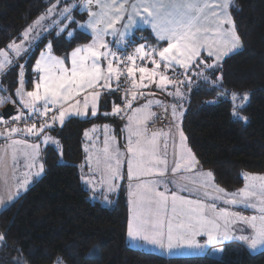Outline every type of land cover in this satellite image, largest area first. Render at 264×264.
<instances>
[{"label": "snow or ice", "instance_id": "6c2138e0", "mask_svg": "<svg viewBox=\"0 0 264 264\" xmlns=\"http://www.w3.org/2000/svg\"><path fill=\"white\" fill-rule=\"evenodd\" d=\"M231 6L232 0H80L79 10L88 15V20L80 24L72 15L73 9L77 8L76 0L70 3L68 0H54L46 12L22 32L21 43L10 42L8 48L15 56L19 58L22 53L28 54L32 40L39 36L36 31L38 27L45 30L53 28L57 37L67 36L68 42L72 43L76 34L69 25L75 24L90 34L91 42L76 46L65 57L53 54V43L47 44L46 50L41 51L35 61L34 90L23 92L17 89L15 95L18 100L0 95V106L6 102L22 106L12 120L25 124L24 128L12 127L6 135L0 133V136L10 139L13 146L23 145L30 149L23 155L28 160V169H32L37 167L40 143L51 142L59 148V141L49 135H43L41 139L42 133L52 130L57 122L63 126L66 119L71 117L86 120L89 116H97L102 94L98 89L106 90L109 95L114 94L121 87L123 76V83L129 86L124 89V104L132 109V102L138 96H143L142 92L135 90L155 84L172 97L165 112L170 107L182 149L180 158H174L173 166L169 169L167 140L164 142L163 154H160L158 144L159 137L167 138L169 134L162 131L153 132L150 136L147 134V122L155 116L151 111L153 103L149 101L147 105L134 109L127 117L128 125L122 129L128 132L126 153H122L119 147L112 148L106 136L103 148L95 154L96 167L93 169L89 165V172L93 175L86 183H93L95 174L99 173V182L107 186L106 190L116 192L120 185L114 181L123 178L121 167L126 157L127 179L138 181L134 191L129 186L132 199L129 201L126 236L133 242L140 241L168 253L180 248L201 251L228 241L243 242L250 249L264 245V176H251L253 183L229 194L211 185V171L199 173L204 177L199 181L176 175L182 170L199 171L193 167L197 161L191 150L185 147L186 136L181 127L186 111L184 103L188 99L184 89L191 91L196 80L210 85L220 99L226 100L230 96L232 116L247 122L240 112L249 101V94H229L222 88V76L215 75L222 67L224 58L242 47L241 37L230 15ZM54 15L56 18L49 25L43 24L45 19ZM140 24L150 25L155 34L152 44H137L130 38ZM117 25L120 27L117 28ZM224 25L229 27L224 28ZM34 32L36 36L32 35ZM108 36L114 37V47L112 42L106 40ZM128 48H132V51L128 52ZM105 61L106 68L102 67ZM149 64L151 68L147 66ZM12 67L15 65L8 52L0 51V74H7ZM20 67L23 68V65ZM113 80L116 81L115 89L112 87ZM169 86L172 87L171 91L168 90ZM196 87L199 88V85ZM6 91L0 86V92ZM129 94L131 100L127 99ZM161 103L157 101L155 106L159 107ZM25 109L26 113L23 111ZM49 113H52L50 117ZM120 113L121 108L114 104L112 112H105L104 115L117 116ZM0 123L6 121L0 117ZM108 127L104 126L105 133ZM97 130L94 126L92 132ZM17 134L35 137L40 143L13 138ZM84 136L93 139L88 131H85ZM111 139L115 140V137ZM13 151L15 153V149ZM88 159L92 160L93 157L89 156ZM43 172L44 165L39 163L34 175L38 178ZM168 172L173 174L172 184L178 186V191L201 195L196 199H187L171 190L166 180L141 181V177H164ZM28 183L26 174L23 180L10 185L5 173L3 186L7 201L18 197L21 190H26ZM189 184L195 187L190 188ZM161 185L162 191L158 190ZM4 203L5 199L0 198V205ZM241 206L252 209L256 214L246 216L235 210ZM197 237H206V240L200 243ZM5 240V236L0 234V243ZM56 264H63V261L57 258Z\"/></svg>", "mask_w": 264, "mask_h": 264}, {"label": "trees", "instance_id": "16d2710c", "mask_svg": "<svg viewBox=\"0 0 264 264\" xmlns=\"http://www.w3.org/2000/svg\"><path fill=\"white\" fill-rule=\"evenodd\" d=\"M53 2L0 0V51H6L12 41L19 43L22 32ZM229 11L242 47L224 58L215 75L222 76V88L229 94H249L240 112L247 122L232 116L230 96L220 99L210 85L196 80L191 91L184 89L188 99L181 127L199 166L213 173L217 186L232 192L243 185V173L264 175V0H232ZM72 15L76 21L84 19L76 8ZM69 28L76 34L74 42L69 43L67 36L57 37L53 29L13 63L15 67L7 74H0V86L7 89L0 95L18 100L15 93L21 80L25 92L31 90L35 81L32 64L46 42L53 43V54L60 57L89 43L90 35L77 25ZM130 38L137 44H151L152 40L145 29ZM112 87L116 88V82ZM167 99L170 105L172 97ZM117 100L116 93L107 92L96 117L69 118L63 126L51 130L59 148L49 146L44 150L42 176L0 212V234L6 238L0 243V264H56L57 258L63 264H264V250L252 254L234 241L222 244L218 256L189 257H169L127 244L125 190L119 189L112 204L102 205L90 197L79 172L84 132L94 124L116 122L104 113H111ZM212 101L219 102L209 103ZM6 104L13 105L15 111L22 109L6 102L0 110Z\"/></svg>", "mask_w": 264, "mask_h": 264}, {"label": "crops", "instance_id": "0c3cea01", "mask_svg": "<svg viewBox=\"0 0 264 264\" xmlns=\"http://www.w3.org/2000/svg\"><path fill=\"white\" fill-rule=\"evenodd\" d=\"M79 3H80V1H79ZM79 3L77 4L76 10L78 11V13H81V14L84 15V19L80 22V24H84L88 20V15H87L86 12H81L79 10ZM58 11H59V9H58ZM55 18L56 17H53V19H55ZM34 22L31 25H33ZM44 22L47 23L48 22V19H45V21H43V24L45 25ZM50 23L48 22V24H46V25H49ZM116 27L119 28L120 25H117ZM228 27H229L228 25H224V28H228ZM143 29H145V30H147L149 32L150 37L152 39L151 40V44H152L154 42V40H155V34L152 32L150 25L140 24L139 27H137L136 29L133 30L132 35L134 33H136L137 31L143 30ZM52 30H53V28H47V30H45L44 28H41V30H40L41 32H39V36L37 37L36 41H34L33 43H31V48H32V46L34 44H36V42L40 38L44 37L46 34H48ZM106 40H108L109 42H112V44H114V37L108 36V37H106ZM20 42H21V40H20ZM90 42H91V39H90L89 43ZM48 43L49 42H46L43 45L42 49L38 52V54H37V56H36V58H35V60H34V62L32 64V72L33 73H34L33 69H34V66H35V61H36V59L39 58L40 52L46 50V46H47ZM72 50H70L68 54H70V52ZM6 52H8V54L11 55V50L9 48L6 50ZM202 54H205L206 55V53H202ZM22 55H23V53L21 54V56ZM9 58L12 59V61H13L12 56H10ZM15 61H16V59L14 60V62ZM15 63H17V62H15ZM106 63H107L106 61L105 62H102V67L106 68ZM68 66H70V62H69V65ZM147 66L150 67V68L152 67V65H150V64L147 65ZM34 75H35V73H34ZM169 75H171L170 72H169ZM136 78H137V80L139 79V73L136 74ZM114 82H116V81L113 80L112 85H113ZM35 83H36V80L32 83V88H31L30 91H33L34 90ZM20 89L23 92H25V90H24V88H23L22 85H20ZM98 90L101 91V93H102L101 94V97H100V100H99V108H100L102 96L105 93H107V91L104 90V89H102V88L101 89H98ZM168 90L171 91L172 90V87L169 86ZM116 91H115V93H116ZM135 91H137L138 93L142 92L143 93V96L142 97L138 96V98L135 101L132 102V109H128L127 107H125V109L121 110V113L119 115L112 116L114 119H116V122H113V123L104 122V123L94 124V125H91L86 130V131L90 132V136L93 139L92 140H89L88 142H86L87 143V147L86 148L88 149V151H85L86 148L82 147L83 155L84 156H83V160L79 164L80 177H81V181H82L84 187H85V185H88V186L92 187V188H89V189H92V190L96 189V190L93 191L95 193V195L92 198L94 200L99 201L102 205L112 204L114 202V200H115V197H116L118 191H116V192H108L106 190L107 186L106 185H102L99 182L100 179H101L99 173L95 174L94 179H93V183H91V184L90 183H86V180L90 176L93 175L91 172H89V165H91V167L93 169L96 167V164H95V154H96V152H97L98 149H102L103 148V144H104V140H105L106 136L109 138V143H110V145H111L112 148L118 147L117 146L118 134H120L121 129L125 126V123H126L125 119L127 118V114H129L130 112L132 113V111L134 109H136L138 107H141V106H144V105H147L149 101H152L153 107L151 108V111L153 113H155V115H157L158 113H160L161 111H163L165 109V107L168 106V104H169L167 97H170V96H167V93L166 92L162 91L161 89H158L155 84H152L148 88L136 89ZM116 96H117V94H116ZM128 97H129L128 98L129 100L132 99L131 94H129ZM157 101L162 102L161 103V106H159V107L155 106ZM19 107L22 108V106H20V105H19ZM0 108H1V106H0ZM168 110L170 112V108ZM98 112H99V110H98ZM71 118H76V117H71ZM89 118H93V117L89 116ZM152 118H150L148 120L147 125L150 123V121L152 120ZM172 122H173V124H172V126L170 128L163 129V130H159V131H155V132L162 131V132H165V133H168L169 134V136L167 138H165V137H159L158 138V144H159V152H160V154H163L164 153V151H165L164 142H165V139L167 140V145L168 146H167L166 151H167V159H168V168L169 169H171V167L173 166V159L174 158L179 159L180 158V155L182 153V149L180 147V142H179V135L176 132V128H175V125H174V121H172ZM105 125H108L109 126L107 133H105V130H104V126ZM60 126L61 125L57 122L54 125L53 129L58 128ZM94 126L98 129L96 132H92V129H93ZM152 133H148L147 132V134L149 136ZM43 135H49L54 140H56L54 138V136L52 135L51 130L50 131L49 130H46L45 133H42L41 134V139H42ZM83 137H84V134H83ZM112 137H115V140H112L111 139ZM13 138L27 140L29 143L34 142V141L40 143V141H36V138L35 137H29V136L20 135V134L15 135ZM173 138L175 140V143L173 142ZM83 140H84V138H83ZM93 144H95V147H93ZM52 145H53V143H51V142H49L48 144L40 143V155H39V158L37 160V166L39 165V163H42V158H43L44 150L46 149V147H49V146H52ZM83 145H84V141H83L82 146ZM185 145L187 147L186 141H185ZM14 149H15V153L13 151ZM25 151H30V149H26L23 145H15V146H13V145H11V140L10 139L9 140H6L4 136H0V198L5 199V203L3 205H0V212L3 209H5L6 207H8L14 201V199H15L14 198L12 201H7V199H6V193H5L4 186H3L4 179H5V173H7V178L9 180V184L10 185H15V183H16L17 180H23L25 178V175L27 173H29V171L31 170V169H28V167H27V169H25L26 166L24 165V163L26 161H28L25 158V156L23 155V153ZM84 151H85V153H84ZM89 156L93 157V159L92 160H89L88 159ZM195 160H196V158H195ZM14 161H16V163H18L17 164V168L14 165L15 164ZM22 166H23V168H22ZM193 167H194V169H198L199 171L198 172L197 171L186 172V171H183L182 170L180 173H177L176 175L177 176H181L182 175V176L187 177L188 179H190L192 181H199V180L204 179V177H202L199 173H207V172H209V170L201 168L199 166L198 162ZM37 170H38V167H37ZM121 172H122L123 178L120 179V180L114 181V183L120 185V187L118 188V190L120 188H122L121 185H124L125 182L128 183L126 157H125V162L122 164ZM42 174H41V176H42ZM82 177H83V179H82ZM155 178H156V180L158 178V180H166V181H168V186H169V188L171 190L177 191V194L178 195H181V196H183V197H185L187 199H196L197 196L201 195V193H195L194 194L193 192H187V191L180 192V191H178V186H175V185L172 184L173 174L171 172L166 173V175L164 177H155ZM93 184H95V188H93ZM28 185H30V184H28ZM28 185H27V187H28ZM211 185L214 186V187H219V186H217L215 184L214 180L211 181ZM27 187H26V189H27ZM189 187L190 188H194L195 186L192 185V184H189ZM85 189L90 193L89 189H87V188H85ZM125 191H129V189H127ZM209 191H211V187L209 188ZM227 193H229V192H227ZM105 196H107V198H108L107 201L105 200ZM102 199H104L106 203H104V202L102 203ZM205 202H210V201H205ZM224 207H228V206H224ZM127 208H128V218H129V215H130V211H129L130 206L128 204V198H127ZM241 208L242 207H240L238 209H235V210L243 212V214L246 215V216H251V215H254L255 214V212L253 210H251V209L246 210L244 208L243 209H241ZM169 211H170V209H169ZM203 239L206 240V237H204V238L203 237H197V240L200 243H204L203 242ZM126 241H127V236H126ZM228 242H231V241H228ZM234 242L240 243L243 247H245L252 254H255V253H258V252L264 250V245L258 246L256 249H251L250 250L249 247L246 244H244L243 242H240V241H234ZM224 243H226V242H223V243H220V244H217V245H214V246H208V247L204 248L201 251L188 249V250H190V252H189L190 254H185V255H180V256H188V255H191V253H195L193 255L210 254L211 251H214L215 253L221 254V251H222L221 245L224 244ZM140 246H141V244H140ZM147 247H149V249L148 250H145L146 252H152V253H156V254H161V255L169 256V254H167L168 252L166 253L165 251L160 250L159 248H155L154 246H150V245H147ZM137 249H140V247L137 248ZM150 249H153V250H150ZM183 253H187V252L186 251H183Z\"/></svg>", "mask_w": 264, "mask_h": 264}, {"label": "rangeland", "instance_id": "374dc122", "mask_svg": "<svg viewBox=\"0 0 264 264\" xmlns=\"http://www.w3.org/2000/svg\"><path fill=\"white\" fill-rule=\"evenodd\" d=\"M57 11H58V9H57ZM53 17H56V16L54 15ZM53 17L47 18L49 23L51 22V20L53 19ZM48 22H47V23L44 22L45 25L48 24ZM40 30H41L40 27H38V28L36 29L37 32H41ZM32 35L35 36V35H36V32H34ZM36 39H37V37H36L35 39L32 40V43H33L34 41H36ZM19 43H21V42H19ZM19 43H18V44H19ZM8 55H9V57L12 56V58H13V62H14L15 59H16L15 62H17V61L20 59V57L17 58V57L15 56V54H14L12 51H11V55H10V54H8ZM23 55H24V54H23ZM23 55H22V56H23ZM15 62H14V63H15ZM131 114H132L131 112H130L129 114H127V117H128L129 115H131ZM125 117H126V116H125ZM125 117H124V118H125ZM125 121H126L125 126H124L122 129H125L126 126L128 125V118H126ZM146 126H147V125H146ZM122 129H121L120 134H118L117 146L120 148V150H121L122 153H126V137H127V135H128V132H127L126 130H125V131H122ZM89 131H90V130H89ZM89 135H90V132H89ZM83 138H84V140H83V141H84V145H83L82 147L86 148V147H87V143H86V142H88L89 139H86L85 136H84ZM52 147H53V148H58V146L55 145L54 143H53ZM185 147H186V145H185ZM186 148H187V147H186ZM187 149H189V148H187ZM84 153H85V151H84ZM194 157H195V156H194ZM14 163H15V164H14L15 167L17 168V164H18V163H16V161H14ZM27 164H28V161H26V162L24 163V165L26 166L25 169H27ZM37 167H38V166H37ZM37 167L32 168V169L29 171V173H27V175H28L27 178H28V180H29V183H28V184H31V183L33 182V180L37 179V177L34 175L35 172L37 171ZM22 168H23V166H22ZM251 176L262 177V176H264V175H254V174L243 173V174H242L243 185L241 186V188H239V189H237V190H234V191H232V192H229V194H231V193H236V192H238L239 190L244 189V188L246 187V185L253 183V181H251V179H250ZM155 177H158V176H145V177H141V181L156 180ZM38 178H39V177H38ZM157 180H158V178H157ZM137 183H138V181H137L136 179H133L132 181H129V180H128V183L125 182L124 185H121V187H122L123 190H127V189H129V191H125V194H126V196H127L126 198H128V204H129V206H130L129 201H130V199H132V197H130V195H129V192H130V187H129V186L131 185V190L134 191L135 188H136ZM28 186H29V185H28ZM85 188L89 189V188H92V187H90V186H88V185H85ZM94 190H96V189H94ZM94 190L89 189V191H90L89 195H90L91 198L95 195V193L93 192ZM158 190L162 191V190H163V186H161ZM117 191L119 192V190H117ZM23 192H25V190H22V191H21V193H23ZM103 202L106 203L104 199H102V203H103ZM241 207H242V206H241ZM241 209H243V207H242ZM246 210H249V209H246ZM246 210H245V211H246ZM251 210H252V209H251ZM243 211H244V210H243ZM242 214H243V212H242ZM255 214H256V213H255ZM243 215H244V214H243ZM203 238H204V237H203ZM204 241H205V240L203 239V242H204ZM127 244H129V246H131V247H133V248H139V247H140V249L143 250V251L149 249V247H147V245L144 244L143 242H140V241L133 242V241H131L128 237H127ZM140 244H141V246H140ZM155 248H157V247H155ZM249 249H250V248H249ZM150 250H153V249H150ZM157 250H158V249H157ZM182 250H183V251H186L187 253H183ZM250 250H251V249H250ZM159 252H160V251H159ZM165 252H166V251H165ZM189 252H190V250H188V249H186V248H180V249H175V250H173L171 253H167V252H166V253L169 254V257H186V256H180V255L190 254ZM193 254H195V253H191V255H188L187 257H189V256H195V255H193ZM210 254L213 255V256H218V255H220V254H218V253H215L214 251H211ZM217 254H218V255H217Z\"/></svg>", "mask_w": 264, "mask_h": 264}, {"label": "built area", "instance_id": "2783aa9c", "mask_svg": "<svg viewBox=\"0 0 264 264\" xmlns=\"http://www.w3.org/2000/svg\"><path fill=\"white\" fill-rule=\"evenodd\" d=\"M127 50H128V52H131L132 48H128ZM137 63H140V61H137ZM121 80H122L121 87L116 91V94H117V99H118L117 100V106H119L121 108V110H123V109H125L124 89L126 87H129V86L125 85L123 83V81H124L123 76L121 77ZM128 98L129 97H127V99ZM19 111L20 110L15 111V113L13 115H11L9 118L3 119L4 121H6V123H0V133L7 134V130L12 128V127H18V128H24L25 127V124L23 121L17 122V121L12 120V117L17 115ZM51 115H52V113H49V117ZM0 117H1V115H0ZM171 126H172V120H171V115L169 113V110L167 112H165V110H163L160 113H158L157 115H155L146 127H147V132L152 133L155 131L168 129Z\"/></svg>", "mask_w": 264, "mask_h": 264}, {"label": "water", "instance_id": "95a60500", "mask_svg": "<svg viewBox=\"0 0 264 264\" xmlns=\"http://www.w3.org/2000/svg\"><path fill=\"white\" fill-rule=\"evenodd\" d=\"M14 113H15V109L14 106L11 104L4 105L3 108L0 110V115L3 119L9 118Z\"/></svg>", "mask_w": 264, "mask_h": 264}]
</instances>
